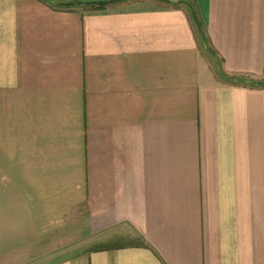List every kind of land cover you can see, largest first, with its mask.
<instances>
[{
	"label": "crops",
	"instance_id": "0c3cea01",
	"mask_svg": "<svg viewBox=\"0 0 264 264\" xmlns=\"http://www.w3.org/2000/svg\"><path fill=\"white\" fill-rule=\"evenodd\" d=\"M186 2L0 0V264H264V0Z\"/></svg>",
	"mask_w": 264,
	"mask_h": 264
},
{
	"label": "trees",
	"instance_id": "16d2710c",
	"mask_svg": "<svg viewBox=\"0 0 264 264\" xmlns=\"http://www.w3.org/2000/svg\"><path fill=\"white\" fill-rule=\"evenodd\" d=\"M50 1H52L56 7L61 8V9L84 8L88 11H97L100 9H104L106 6H108L112 3V2H110V0H107L109 2L106 5L97 6V5H94L91 3L94 0H70V2H75V3L81 2V5L80 6L76 5L74 7H64V6H62V3L67 2V0H50ZM118 1H122V0H118ZM163 2L173 3V5L177 6V7H181V6L186 7V9L188 10V12H190L191 15L194 12L196 17H197V22L194 21L193 16H190L191 20H192V24H193L196 32L198 33V35L201 38L205 37L204 31H203V25L197 16V12H196V9H195V6L193 3H191V2L187 3L186 0H165ZM204 41L206 42L205 39H204ZM221 76H222V78L225 77V75L222 73H221ZM229 80L244 82V83L251 84L254 86L264 85V82H261V83L260 82H254V81L249 80L247 78H243V79L242 78H230ZM138 246H145V247L149 246L148 243L144 240V238L141 235H138L136 238H133L130 240L119 239V240H116L115 242H112L111 244L99 245L95 249L96 250H104L106 248L107 249H111V248L114 249V248L138 247Z\"/></svg>",
	"mask_w": 264,
	"mask_h": 264
},
{
	"label": "water",
	"instance_id": "95a60500",
	"mask_svg": "<svg viewBox=\"0 0 264 264\" xmlns=\"http://www.w3.org/2000/svg\"><path fill=\"white\" fill-rule=\"evenodd\" d=\"M116 1H118V0H110V2H112V3L116 2ZM159 1H165V0H159ZM108 2L109 1H107V0H98V1H92L91 3L94 5H97V6H101V5H106ZM76 5L80 6L81 2H77V3H75V2H64V3H62V6H64V7H74ZM192 16H193L194 21L197 22V17H196L194 12L192 13Z\"/></svg>",
	"mask_w": 264,
	"mask_h": 264
}]
</instances>
